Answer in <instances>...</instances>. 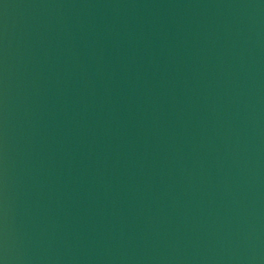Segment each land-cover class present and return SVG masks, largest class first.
Returning a JSON list of instances; mask_svg holds the SVG:
<instances>
[{
	"label": "water",
	"instance_id": "95a60500",
	"mask_svg": "<svg viewBox=\"0 0 264 264\" xmlns=\"http://www.w3.org/2000/svg\"><path fill=\"white\" fill-rule=\"evenodd\" d=\"M0 264H264V0H0Z\"/></svg>",
	"mask_w": 264,
	"mask_h": 264
}]
</instances>
